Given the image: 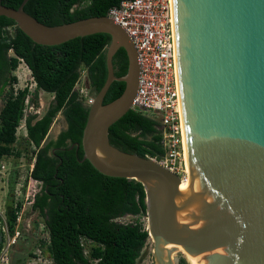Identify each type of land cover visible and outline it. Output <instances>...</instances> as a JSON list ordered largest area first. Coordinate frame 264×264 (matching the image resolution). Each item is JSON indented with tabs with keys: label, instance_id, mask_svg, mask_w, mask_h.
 I'll return each mask as SVG.
<instances>
[{
	"label": "water",
	"instance_id": "1",
	"mask_svg": "<svg viewBox=\"0 0 264 264\" xmlns=\"http://www.w3.org/2000/svg\"><path fill=\"white\" fill-rule=\"evenodd\" d=\"M27 1L17 8L0 3V16L36 43L111 36L107 78L75 145L101 173L143 184L154 264H179L178 246L200 264H264V0H172L188 163L183 194L179 174L110 142L109 128L132 108L139 84L128 32L109 15L47 25L24 10ZM120 48L129 63L117 77L113 57ZM115 80L125 89L104 103Z\"/></svg>",
	"mask_w": 264,
	"mask_h": 264
},
{
	"label": "trees",
	"instance_id": "2",
	"mask_svg": "<svg viewBox=\"0 0 264 264\" xmlns=\"http://www.w3.org/2000/svg\"><path fill=\"white\" fill-rule=\"evenodd\" d=\"M23 0H0L17 8ZM122 0H28L24 10L47 25L108 15ZM108 33L76 37L57 45L34 42L17 23L0 16V162L5 156L20 158L27 150L33 161L30 176L40 182L31 196V209L44 218L48 238L41 245L53 264H136L149 239L147 227L139 221H123L126 216L147 214L146 191L135 179L101 173L83 159L81 142L89 105L76 89L83 71L90 93L95 96L107 78ZM23 61L31 71L36 91L53 95L47 109L26 114L29 88L15 89L14 73ZM128 56L120 48L113 57L115 75L124 76ZM126 83L115 80L104 103L119 97ZM8 87V90H7ZM62 111L68 127L56 140H47L51 125ZM24 120L26 135L18 139L17 129ZM110 142L127 152L160 158L165 154L160 131L149 116L130 109L109 128ZM14 182L10 184L13 194ZM21 203L12 208L7 226L16 232ZM84 242L91 243L86 250ZM181 264H190L185 258Z\"/></svg>",
	"mask_w": 264,
	"mask_h": 264
},
{
	"label": "built area",
	"instance_id": "3",
	"mask_svg": "<svg viewBox=\"0 0 264 264\" xmlns=\"http://www.w3.org/2000/svg\"><path fill=\"white\" fill-rule=\"evenodd\" d=\"M108 15L128 32L137 51L140 75L131 109L157 122L165 154L153 158L187 180L172 0H122ZM76 89L90 105L94 96L85 71ZM36 182L39 188L34 192L40 189Z\"/></svg>",
	"mask_w": 264,
	"mask_h": 264
},
{
	"label": "rangeland",
	"instance_id": "4",
	"mask_svg": "<svg viewBox=\"0 0 264 264\" xmlns=\"http://www.w3.org/2000/svg\"><path fill=\"white\" fill-rule=\"evenodd\" d=\"M18 81L14 84L15 89L29 88V97L36 98V102L28 101L25 112L38 113L41 115L47 109L53 95L43 90L36 91L35 81L27 65L21 61L14 72ZM8 90V87H7ZM80 93V90L77 89ZM81 94V93H80ZM3 106V98L0 101V110ZM66 126V119L60 111L53 121L47 138H52ZM26 135L24 120L17 129L19 141ZM20 158L5 156L0 162V233L3 240L0 245V264H53L49 253L41 245L42 240L48 238L44 218L31 209V196L39 188V184L30 176L33 161H29L27 150H23ZM14 182L13 194L10 193V184ZM21 203L18 213L16 232L10 235L7 226L8 215L12 208ZM139 218L146 227L148 220L146 216H126L122 220L135 221ZM86 250L90 249L91 243L84 242ZM178 251L174 255H178ZM180 258H187L179 254ZM136 264H154L153 239L147 240Z\"/></svg>",
	"mask_w": 264,
	"mask_h": 264
},
{
	"label": "bare ground",
	"instance_id": "5",
	"mask_svg": "<svg viewBox=\"0 0 264 264\" xmlns=\"http://www.w3.org/2000/svg\"><path fill=\"white\" fill-rule=\"evenodd\" d=\"M185 151H186V143H185ZM186 163H187V153H186ZM187 171H188V163H187ZM186 187H187V180H184L182 185H181V194H183V192L186 190ZM178 251L179 254H182L184 255L186 258H187V261L190 263V264H200V261L198 260H195L192 256H190L188 254V252L185 250L184 247L182 246H178L177 250H175V252ZM174 252V253H175ZM173 253V256H178V255H174Z\"/></svg>",
	"mask_w": 264,
	"mask_h": 264
},
{
	"label": "flooded vegetation",
	"instance_id": "6",
	"mask_svg": "<svg viewBox=\"0 0 264 264\" xmlns=\"http://www.w3.org/2000/svg\"><path fill=\"white\" fill-rule=\"evenodd\" d=\"M0 101H1V98H0ZM67 127H68V124H67V121H66V126H65L63 129H61V130L57 133V135H56L55 137L47 138V140H49V139H54V140H56V139L58 138L59 134H60L64 129H66ZM179 264H181V259H180Z\"/></svg>",
	"mask_w": 264,
	"mask_h": 264
}]
</instances>
